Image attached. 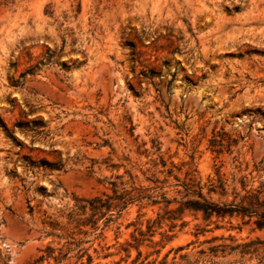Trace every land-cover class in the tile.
Returning a JSON list of instances; mask_svg holds the SVG:
<instances>
[{
	"label": "rangeland",
	"instance_id": "1",
	"mask_svg": "<svg viewBox=\"0 0 264 264\" xmlns=\"http://www.w3.org/2000/svg\"><path fill=\"white\" fill-rule=\"evenodd\" d=\"M186 184L264 190V0H0V264H264Z\"/></svg>",
	"mask_w": 264,
	"mask_h": 264
},
{
	"label": "trees",
	"instance_id": "2",
	"mask_svg": "<svg viewBox=\"0 0 264 264\" xmlns=\"http://www.w3.org/2000/svg\"><path fill=\"white\" fill-rule=\"evenodd\" d=\"M197 187V190L195 188ZM185 190L188 195L193 196L183 204L185 209L201 212L205 217L211 218L242 215L256 217L255 224L259 228H264V190H254L248 192L240 205H217L209 202L202 193V187L193 184H186ZM213 191V190H211Z\"/></svg>",
	"mask_w": 264,
	"mask_h": 264
}]
</instances>
